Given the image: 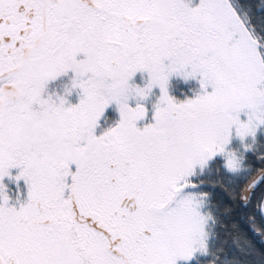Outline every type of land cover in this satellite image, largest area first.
Here are the masks:
<instances>
[{
	"label": "snow or ice",
	"instance_id": "snow-or-ice-1",
	"mask_svg": "<svg viewBox=\"0 0 264 264\" xmlns=\"http://www.w3.org/2000/svg\"><path fill=\"white\" fill-rule=\"evenodd\" d=\"M0 264H264V0H0Z\"/></svg>",
	"mask_w": 264,
	"mask_h": 264
},
{
	"label": "rangeland",
	"instance_id": "rangeland-1",
	"mask_svg": "<svg viewBox=\"0 0 264 264\" xmlns=\"http://www.w3.org/2000/svg\"><path fill=\"white\" fill-rule=\"evenodd\" d=\"M197 2H198V0H197ZM142 75H143V77L146 78V75L147 74L146 73L145 74L138 73L136 75V77L134 78V83L140 84L142 86L143 85ZM70 77H71V73H69V76L62 77L58 81L52 83L49 86V91L50 92H59L60 94H63V87H64L65 84H68L69 83ZM175 80L178 81L180 79L173 77L171 79V81H170V84H171V82H173ZM180 81H182V80H180ZM182 83L183 84H189V85H191L190 83H192L193 85H195L197 87L194 90H197L199 88L198 83L196 81H194V80L193 81H190L189 83H184L182 81ZM194 90L191 92L190 97L193 96ZM153 91H154V95L151 97V101L152 102H155L156 98L159 96L160 93H159V89H154ZM170 91H171V89H170ZM170 94H171V92H170ZM67 99L69 100V102L71 104H76L79 101V97L76 94V92H73V94L71 96L67 97ZM131 103H133V106H134V102H131ZM147 106L149 108H151V103H149ZM149 115H151V113H149ZM105 119H106L107 122H105V120H102L101 121V128H99L97 130V134H99L103 129H106L107 127L111 126L115 121H117L119 119L118 112L115 110V105L111 106L109 109L106 110V117H105ZM143 123L144 122H141V126H142ZM15 172H16V170H13V174H15ZM5 183H8V181L5 180ZM9 187L14 188V185H11L10 184Z\"/></svg>",
	"mask_w": 264,
	"mask_h": 264
},
{
	"label": "trees",
	"instance_id": "trees-1",
	"mask_svg": "<svg viewBox=\"0 0 264 264\" xmlns=\"http://www.w3.org/2000/svg\"><path fill=\"white\" fill-rule=\"evenodd\" d=\"M189 84H183L182 81H173L171 82V94L178 100H184L185 98L190 97L191 92L196 89L197 87L193 85L192 83ZM117 120V119H116ZM110 122V121H109Z\"/></svg>",
	"mask_w": 264,
	"mask_h": 264
}]
</instances>
